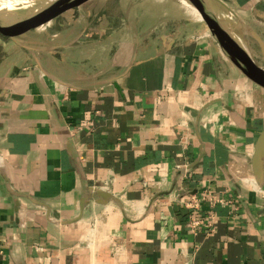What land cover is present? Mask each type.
Returning <instances> with one entry per match:
<instances>
[{
	"label": "crops",
	"instance_id": "1",
	"mask_svg": "<svg viewBox=\"0 0 264 264\" xmlns=\"http://www.w3.org/2000/svg\"><path fill=\"white\" fill-rule=\"evenodd\" d=\"M221 1L264 42V0ZM193 9L89 0L29 48L0 9V264H264V89Z\"/></svg>",
	"mask_w": 264,
	"mask_h": 264
},
{
	"label": "water",
	"instance_id": "2",
	"mask_svg": "<svg viewBox=\"0 0 264 264\" xmlns=\"http://www.w3.org/2000/svg\"><path fill=\"white\" fill-rule=\"evenodd\" d=\"M89 0H0L1 15L8 35L19 44V36L26 30L35 28L70 8L81 7ZM194 7L214 28L219 44L228 59L238 70L264 89V69L254 60L247 48L246 37L253 38L260 46L264 58V42L260 35L233 9L221 0H180ZM38 6L40 10L30 19L13 20V10L19 7ZM225 28H222L221 25ZM213 25V26H212ZM264 163V129L258 133L252 165L255 176L260 179Z\"/></svg>",
	"mask_w": 264,
	"mask_h": 264
},
{
	"label": "built area",
	"instance_id": "3",
	"mask_svg": "<svg viewBox=\"0 0 264 264\" xmlns=\"http://www.w3.org/2000/svg\"><path fill=\"white\" fill-rule=\"evenodd\" d=\"M206 199V201L209 203V205L210 206H214L215 204H216V202H217V196H215V195H212V194H210L209 196H207V198H205ZM194 202H195V200H194Z\"/></svg>",
	"mask_w": 264,
	"mask_h": 264
},
{
	"label": "rangeland",
	"instance_id": "4",
	"mask_svg": "<svg viewBox=\"0 0 264 264\" xmlns=\"http://www.w3.org/2000/svg\"><path fill=\"white\" fill-rule=\"evenodd\" d=\"M193 8H194V7H193ZM193 10H194L195 12H197V13H195V14H197V15H195L196 18L198 17V19H199L200 21L203 20L202 18L199 17V16H201V15H200V13H198V10H196L195 8H194ZM255 54H256L258 60H261V56H260V54H259L258 52H255Z\"/></svg>",
	"mask_w": 264,
	"mask_h": 264
}]
</instances>
